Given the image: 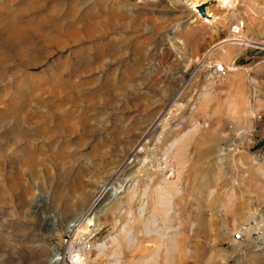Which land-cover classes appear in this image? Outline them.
Wrapping results in <instances>:
<instances>
[{"label":"rangeland","instance_id":"rangeland-1","mask_svg":"<svg viewBox=\"0 0 264 264\" xmlns=\"http://www.w3.org/2000/svg\"><path fill=\"white\" fill-rule=\"evenodd\" d=\"M239 39L264 0H0V264H264V49Z\"/></svg>","mask_w":264,"mask_h":264},{"label":"bare ground","instance_id":"bare-ground-1","mask_svg":"<svg viewBox=\"0 0 264 264\" xmlns=\"http://www.w3.org/2000/svg\"><path fill=\"white\" fill-rule=\"evenodd\" d=\"M230 0H220V2L223 4V5H226ZM115 191V192H114ZM101 192H104L105 194L106 193H111L112 195H116L117 193V189L111 191V188L109 186H105ZM103 194V193H102ZM102 194L100 195V197L102 196ZM98 203V199H97V202H95V205H97ZM95 205H92L90 207H88L87 209H85L82 213H83V216H81V219L79 221H73L72 223L68 224V231L70 232H76L79 230V227L81 226H85V223H89L91 222V217L94 216L95 214L93 213V208L95 207ZM52 252H53V257L50 259L49 263L50 264H59L62 260V257L60 256L58 250H56L55 247H53L52 249Z\"/></svg>","mask_w":264,"mask_h":264},{"label":"built area","instance_id":"built-area-1","mask_svg":"<svg viewBox=\"0 0 264 264\" xmlns=\"http://www.w3.org/2000/svg\"><path fill=\"white\" fill-rule=\"evenodd\" d=\"M237 43L239 45H246V46H249V47H254L256 49H264V40H248V39H239L237 41ZM221 70V68H220ZM235 238L237 240L241 239V234H236L235 235Z\"/></svg>","mask_w":264,"mask_h":264},{"label":"water","instance_id":"water-1","mask_svg":"<svg viewBox=\"0 0 264 264\" xmlns=\"http://www.w3.org/2000/svg\"><path fill=\"white\" fill-rule=\"evenodd\" d=\"M197 10L199 12V14L202 16V17H207V18H210L207 16V14L205 13L204 11V6H198L197 7ZM104 188V187H103ZM115 197V195H112L111 193L109 194V199H113Z\"/></svg>","mask_w":264,"mask_h":264}]
</instances>
